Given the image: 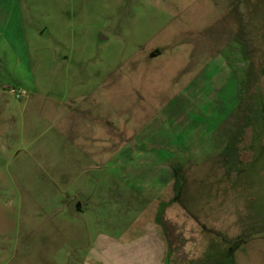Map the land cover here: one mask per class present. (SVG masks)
Returning a JSON list of instances; mask_svg holds the SVG:
<instances>
[{"label": "rangeland", "instance_id": "374dc122", "mask_svg": "<svg viewBox=\"0 0 264 264\" xmlns=\"http://www.w3.org/2000/svg\"><path fill=\"white\" fill-rule=\"evenodd\" d=\"M19 3L0 264H264V0Z\"/></svg>", "mask_w": 264, "mask_h": 264}, {"label": "crops", "instance_id": "0c3cea01", "mask_svg": "<svg viewBox=\"0 0 264 264\" xmlns=\"http://www.w3.org/2000/svg\"><path fill=\"white\" fill-rule=\"evenodd\" d=\"M19 4V0H0V46L6 42L14 52L17 51L16 43H22L23 37L18 17Z\"/></svg>", "mask_w": 264, "mask_h": 264}, {"label": "water", "instance_id": "95a60500", "mask_svg": "<svg viewBox=\"0 0 264 264\" xmlns=\"http://www.w3.org/2000/svg\"><path fill=\"white\" fill-rule=\"evenodd\" d=\"M104 39H106L104 36H100V40H104Z\"/></svg>", "mask_w": 264, "mask_h": 264}, {"label": "trees", "instance_id": "16d2710c", "mask_svg": "<svg viewBox=\"0 0 264 264\" xmlns=\"http://www.w3.org/2000/svg\"><path fill=\"white\" fill-rule=\"evenodd\" d=\"M167 259H168V254H167ZM166 262H167V260H166Z\"/></svg>", "mask_w": 264, "mask_h": 264}, {"label": "built area", "instance_id": "2783aa9c", "mask_svg": "<svg viewBox=\"0 0 264 264\" xmlns=\"http://www.w3.org/2000/svg\"><path fill=\"white\" fill-rule=\"evenodd\" d=\"M14 93V91H12Z\"/></svg>", "mask_w": 264, "mask_h": 264}]
</instances>
